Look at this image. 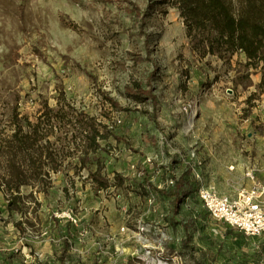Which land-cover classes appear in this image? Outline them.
Returning <instances> with one entry per match:
<instances>
[{
    "label": "rangeland",
    "instance_id": "374dc122",
    "mask_svg": "<svg viewBox=\"0 0 264 264\" xmlns=\"http://www.w3.org/2000/svg\"><path fill=\"white\" fill-rule=\"evenodd\" d=\"M205 35L177 0H0V264H251L198 190L264 197V61Z\"/></svg>",
    "mask_w": 264,
    "mask_h": 264
},
{
    "label": "trees",
    "instance_id": "16d2710c",
    "mask_svg": "<svg viewBox=\"0 0 264 264\" xmlns=\"http://www.w3.org/2000/svg\"><path fill=\"white\" fill-rule=\"evenodd\" d=\"M177 1L190 30L207 32L211 49L244 51L254 65L264 61V0ZM93 130L89 144L96 149L102 134Z\"/></svg>",
    "mask_w": 264,
    "mask_h": 264
},
{
    "label": "built area",
    "instance_id": "2783aa9c",
    "mask_svg": "<svg viewBox=\"0 0 264 264\" xmlns=\"http://www.w3.org/2000/svg\"><path fill=\"white\" fill-rule=\"evenodd\" d=\"M151 161V158L147 159V162ZM132 166L139 176L144 175L142 167ZM169 183H174V179ZM198 194L206 209L217 219L226 221L247 235L264 232V197L259 188L242 189L236 197H230L211 187L201 186Z\"/></svg>",
    "mask_w": 264,
    "mask_h": 264
},
{
    "label": "crops",
    "instance_id": "0c3cea01",
    "mask_svg": "<svg viewBox=\"0 0 264 264\" xmlns=\"http://www.w3.org/2000/svg\"><path fill=\"white\" fill-rule=\"evenodd\" d=\"M184 156V161H186L187 159L186 158H188L189 160H192V159H195V158H197V154L196 153H190V154H188V157H186V155H183ZM201 171H200V173H198L197 174V176L199 177V178H201ZM202 186H206V185H202ZM206 187H210V186H206ZM211 188H213V189H215L217 192H219L216 188H214V187H211ZM219 193H221V192H219ZM222 194V193H221ZM229 196V195H228ZM237 196V195H236ZM235 196V197H236ZM231 197H233V196H231ZM201 202H202V206L203 207H205L204 206V203H203V201L201 200ZM206 208V207H205ZM207 210V209H206ZM212 217L213 218H215V219H217L216 217H214L213 215H212ZM218 220H220V219H218ZM222 221H224V220H222ZM225 223H227L226 221H224ZM228 224V223H227ZM228 225H230V224H228ZM231 226V225H230ZM231 227H233V226H231ZM249 237L250 238H252V240H256V238H259L260 237V239H258V242H257V247L256 246H254L253 247V249H251V256H250V258H249V260H251V264H255L256 262L258 263V261H256V259H257V251L259 252V249L260 250H263L264 249V232H262V233H260V234H257V235H249ZM250 254V253H249ZM264 254V253H263ZM260 255V254H259ZM259 263H264V255L263 256H261V260L259 261Z\"/></svg>",
    "mask_w": 264,
    "mask_h": 264
}]
</instances>
